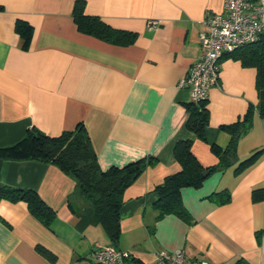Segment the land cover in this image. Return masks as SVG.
Segmentation results:
<instances>
[{
	"label": "crops",
	"instance_id": "1",
	"mask_svg": "<svg viewBox=\"0 0 264 264\" xmlns=\"http://www.w3.org/2000/svg\"><path fill=\"white\" fill-rule=\"evenodd\" d=\"M77 1L0 0V148L31 127L58 135L83 123L102 169L148 157L155 162L124 190L119 236L111 241L82 212L87 203L75 194L71 175L49 163L0 156V187L32 190L55 213L47 227L26 202L0 200V264H98L91 259L96 244L130 252L135 264H156L162 250H183L211 264H264V117L256 108V69L224 54L218 85L206 97L205 140L186 128L191 99L179 87L198 59L205 18L222 13L224 0H81L86 14L136 33L127 46L78 31ZM17 21L32 27L26 49ZM250 106L235 163L217 167L210 141L225 149L231 136L220 127L242 120ZM186 139L204 168L216 166L198 187L181 189L190 223L173 214L158 217L153 192L180 170L173 149ZM222 190L228 202L209 198ZM254 190L261 196L256 200Z\"/></svg>",
	"mask_w": 264,
	"mask_h": 264
},
{
	"label": "trees",
	"instance_id": "2",
	"mask_svg": "<svg viewBox=\"0 0 264 264\" xmlns=\"http://www.w3.org/2000/svg\"><path fill=\"white\" fill-rule=\"evenodd\" d=\"M72 17L78 31L110 44L127 46L132 44L137 36L134 32L111 27L98 16L86 14L84 1L81 0L74 5ZM16 30L23 39V48L26 49L31 39L32 27L24 21H17ZM231 53L240 59L243 65L256 69L255 86L258 95L256 108L259 115L264 117V32L254 42L241 46ZM187 110L189 115L186 128L198 138L205 140L204 132L209 121L206 100L191 102L187 105ZM252 115L253 107L250 106L242 120L220 127L231 136L225 149L210 141L211 150L218 157L217 167L223 168L235 163L238 138L248 130ZM191 144L190 139L179 140L175 144L173 152L180 170L166 176L153 189L158 196L154 203L158 217L173 214L190 223L191 217L182 202L181 189L187 186L198 187L206 178L204 173L216 169V166L204 168L193 155ZM257 154L254 152L240 162L237 169L248 165ZM6 155L20 160L49 163L71 175L76 180L75 194L87 203L82 212L90 220L99 223L111 241H116L119 236V211L124 202V190L136 180L146 166L155 162L153 157H148L123 166L102 169L83 123H78L73 130L62 131L58 135H48L37 127H31L17 143L0 148V156ZM258 192L259 190L253 191L254 200L261 197ZM209 198L217 204H224L229 201L230 195L227 190H222L214 192ZM3 199L26 202L30 213L47 227L55 215L32 190L3 186L0 187V200ZM260 235L261 232L256 233L258 241ZM43 252L46 256L52 257L48 251ZM234 264L246 263L239 259Z\"/></svg>",
	"mask_w": 264,
	"mask_h": 264
},
{
	"label": "built area",
	"instance_id": "3",
	"mask_svg": "<svg viewBox=\"0 0 264 264\" xmlns=\"http://www.w3.org/2000/svg\"><path fill=\"white\" fill-rule=\"evenodd\" d=\"M205 26L198 59L179 82L194 103L206 100L209 89L218 85L223 55L254 42L264 32V0H224L223 12L208 14ZM91 259L98 264H135L130 252L112 245L96 244ZM156 264L211 263L188 258L183 250H162L156 253Z\"/></svg>",
	"mask_w": 264,
	"mask_h": 264
},
{
	"label": "water",
	"instance_id": "4",
	"mask_svg": "<svg viewBox=\"0 0 264 264\" xmlns=\"http://www.w3.org/2000/svg\"><path fill=\"white\" fill-rule=\"evenodd\" d=\"M207 174H208V172H205V173H204V176H206Z\"/></svg>",
	"mask_w": 264,
	"mask_h": 264
}]
</instances>
